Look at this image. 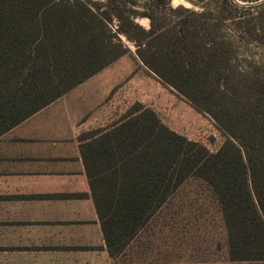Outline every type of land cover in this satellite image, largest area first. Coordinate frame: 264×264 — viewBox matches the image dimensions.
<instances>
[{"label":"trees","instance_id":"obj_1","mask_svg":"<svg viewBox=\"0 0 264 264\" xmlns=\"http://www.w3.org/2000/svg\"><path fill=\"white\" fill-rule=\"evenodd\" d=\"M109 1L101 11L90 0H0V137L130 53L124 36L147 71L212 117L226 140L211 152L140 103L111 129L82 134L110 256L123 254L195 179L219 204L229 256L197 264H264V65L241 60L226 32L263 39L264 12L238 20L233 14L246 7L235 0H186L200 11L145 0L141 12L127 9L134 0Z\"/></svg>","mask_w":264,"mask_h":264},{"label":"crops","instance_id":"obj_2","mask_svg":"<svg viewBox=\"0 0 264 264\" xmlns=\"http://www.w3.org/2000/svg\"><path fill=\"white\" fill-rule=\"evenodd\" d=\"M93 77L0 137V264H115L80 136L123 116L106 105L113 83L94 90Z\"/></svg>","mask_w":264,"mask_h":264},{"label":"rangeland","instance_id":"obj_3","mask_svg":"<svg viewBox=\"0 0 264 264\" xmlns=\"http://www.w3.org/2000/svg\"><path fill=\"white\" fill-rule=\"evenodd\" d=\"M101 11L110 9L109 0H90ZM127 9L141 12V2ZM238 1L246 8L235 12L234 17L243 20L244 16H256L264 12L263 0ZM252 1V2H251ZM257 1V2H256ZM208 2H212L208 0ZM179 5L200 11V8L186 0ZM255 6V7H254ZM257 6V7H256ZM253 7V8H248ZM123 9V8H122ZM137 23L148 28L149 20L138 18ZM118 22H112L115 29ZM237 42L239 57L255 64L264 65V32L257 41L248 37L241 29L226 30ZM123 43L130 53L108 67L87 83L95 85L94 90H104L113 83L106 105L112 117L120 118L133 105L140 103L152 109L161 122L169 129L189 140L199 142L211 152H216L226 140L225 134L208 114L197 111L171 87L149 73L135 55V46L124 36ZM262 40V41H261ZM244 62L242 66L244 68ZM94 87V86H93ZM92 90V89H91ZM115 119V120H116ZM141 250V251H140ZM141 252V259L138 255ZM229 261L227 230L219 204L211 190L199 180L190 179L172 197L169 204L153 219L148 230L141 235V241H134L119 255L115 264L148 263H226Z\"/></svg>","mask_w":264,"mask_h":264},{"label":"bare ground","instance_id":"obj_4","mask_svg":"<svg viewBox=\"0 0 264 264\" xmlns=\"http://www.w3.org/2000/svg\"><path fill=\"white\" fill-rule=\"evenodd\" d=\"M174 5H177L178 3H180V0H173Z\"/></svg>","mask_w":264,"mask_h":264}]
</instances>
